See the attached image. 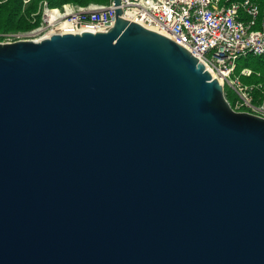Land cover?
Here are the masks:
<instances>
[{"label": "water", "instance_id": "95a60500", "mask_svg": "<svg viewBox=\"0 0 264 264\" xmlns=\"http://www.w3.org/2000/svg\"><path fill=\"white\" fill-rule=\"evenodd\" d=\"M113 2L0 43V264H264V117Z\"/></svg>", "mask_w": 264, "mask_h": 264}, {"label": "built area", "instance_id": "2783aa9c", "mask_svg": "<svg viewBox=\"0 0 264 264\" xmlns=\"http://www.w3.org/2000/svg\"><path fill=\"white\" fill-rule=\"evenodd\" d=\"M25 4L31 0H24ZM124 18L157 31L204 60L237 94V112L264 117V103L254 104L249 86L236 73L238 61L247 55L264 57V20L253 0H122ZM41 22L27 32L5 34L3 42L42 40L57 34L106 32L116 21V6L72 3L53 7L43 1L39 8Z\"/></svg>", "mask_w": 264, "mask_h": 264}, {"label": "trees", "instance_id": "16d2710c", "mask_svg": "<svg viewBox=\"0 0 264 264\" xmlns=\"http://www.w3.org/2000/svg\"><path fill=\"white\" fill-rule=\"evenodd\" d=\"M43 1H48L53 7H63L72 3L80 6L90 4L108 5L112 0H31L25 4L24 0H0V41L5 34L27 32L34 29L41 22L39 8ZM261 9L260 19L264 20V0H253ZM244 68L252 70L250 75H242L244 85L249 86L254 104L264 103V57L252 54L242 57L237 64L236 73L241 74ZM227 98L232 106L235 105L237 94L230 87L225 88Z\"/></svg>", "mask_w": 264, "mask_h": 264}, {"label": "bare ground", "instance_id": "6f19581e", "mask_svg": "<svg viewBox=\"0 0 264 264\" xmlns=\"http://www.w3.org/2000/svg\"><path fill=\"white\" fill-rule=\"evenodd\" d=\"M200 63L205 66L207 71L211 74L214 79H217L221 84L223 83L222 80L218 77L217 73L209 66L204 60H200Z\"/></svg>", "mask_w": 264, "mask_h": 264}, {"label": "rangeland", "instance_id": "374dc122", "mask_svg": "<svg viewBox=\"0 0 264 264\" xmlns=\"http://www.w3.org/2000/svg\"><path fill=\"white\" fill-rule=\"evenodd\" d=\"M5 38H6V37H5ZM4 40H5V39H4ZM4 40H3V41H4ZM3 41H0V42H3ZM225 88H226V87H225Z\"/></svg>", "mask_w": 264, "mask_h": 264}]
</instances>
